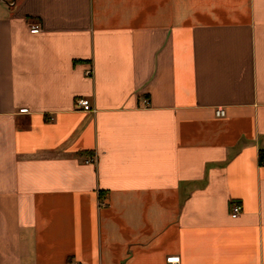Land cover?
<instances>
[{
	"label": "crops",
	"instance_id": "obj_1",
	"mask_svg": "<svg viewBox=\"0 0 264 264\" xmlns=\"http://www.w3.org/2000/svg\"><path fill=\"white\" fill-rule=\"evenodd\" d=\"M170 257L264 264V0H0V264Z\"/></svg>",
	"mask_w": 264,
	"mask_h": 264
},
{
	"label": "built area",
	"instance_id": "obj_2",
	"mask_svg": "<svg viewBox=\"0 0 264 264\" xmlns=\"http://www.w3.org/2000/svg\"><path fill=\"white\" fill-rule=\"evenodd\" d=\"M31 34H37L40 32V27L38 24H33L30 26V31H29ZM86 75H90L91 74V70H87L86 72ZM75 106L78 110L82 111V112H92V106L90 104V102L87 100V99H84V98H78L77 100H75ZM20 113H27V109H21L19 111ZM224 111L223 110H217L216 111V116L218 117H222L224 116ZM93 160L90 159L88 160L87 162H92ZM229 207V212H230V217L232 219H235L237 218L240 213H241V207L237 204V203H234V202H231L230 203V206ZM178 260L179 258L178 257H170L167 259V263H171V264H175V263H178Z\"/></svg>",
	"mask_w": 264,
	"mask_h": 264
}]
</instances>
